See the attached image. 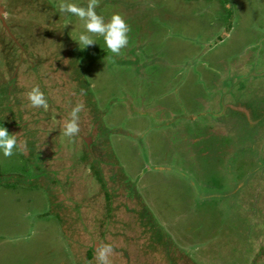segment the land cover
Segmentation results:
<instances>
[{"label":"rangeland","instance_id":"rangeland-1","mask_svg":"<svg viewBox=\"0 0 264 264\" xmlns=\"http://www.w3.org/2000/svg\"><path fill=\"white\" fill-rule=\"evenodd\" d=\"M59 2L0 0V264H264V0H96L119 54Z\"/></svg>","mask_w":264,"mask_h":264},{"label":"clouds","instance_id":"clouds-1","mask_svg":"<svg viewBox=\"0 0 264 264\" xmlns=\"http://www.w3.org/2000/svg\"><path fill=\"white\" fill-rule=\"evenodd\" d=\"M96 0H88L85 6H80L66 0H60L58 11L61 14L67 13L74 15L82 22L83 30L78 32L75 37V42L81 50L86 49L89 45L95 44L90 34H99L103 38V43L106 49L113 54H119L120 49L128 42L127 33L128 26L122 16L118 13H113L110 18L105 21L102 15L97 14ZM27 101L31 107L43 106L47 108V101L44 93L38 86L32 87L25 93ZM81 105H75L68 114L67 119L62 126L64 136L71 137L78 131V116ZM23 141L17 142L16 134H10L8 130L0 126V153L7 157L12 155L13 149L17 151L23 150ZM111 252L110 245L98 246L96 250L97 258L100 264H108L107 256Z\"/></svg>","mask_w":264,"mask_h":264}]
</instances>
